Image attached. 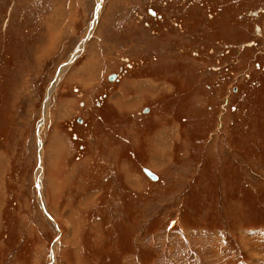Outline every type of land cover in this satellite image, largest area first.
<instances>
[{"label":"rangeland","instance_id":"1","mask_svg":"<svg viewBox=\"0 0 264 264\" xmlns=\"http://www.w3.org/2000/svg\"><path fill=\"white\" fill-rule=\"evenodd\" d=\"M0 264H264V0H0Z\"/></svg>","mask_w":264,"mask_h":264},{"label":"bare ground","instance_id":"2","mask_svg":"<svg viewBox=\"0 0 264 264\" xmlns=\"http://www.w3.org/2000/svg\"><path fill=\"white\" fill-rule=\"evenodd\" d=\"M79 48H81V47H78V49L76 50V52H75V54H77V52L79 51ZM54 84L53 85H51V90H50V93L52 92V90L54 89ZM46 105V107L48 106V103L47 104H45ZM44 116H45V112H44ZM41 143V142H40ZM150 172V173H148V172ZM144 173L149 177V178H152V179H155L156 178V175H154V173L152 172V171H150L149 169H147V168H144ZM152 175V176H151Z\"/></svg>","mask_w":264,"mask_h":264},{"label":"water","instance_id":"3","mask_svg":"<svg viewBox=\"0 0 264 264\" xmlns=\"http://www.w3.org/2000/svg\"><path fill=\"white\" fill-rule=\"evenodd\" d=\"M148 172V171H147ZM148 173H150V172H148ZM152 176V175H151Z\"/></svg>","mask_w":264,"mask_h":264}]
</instances>
